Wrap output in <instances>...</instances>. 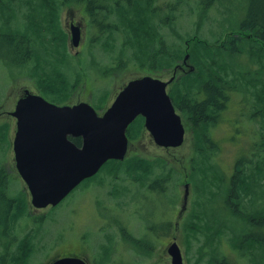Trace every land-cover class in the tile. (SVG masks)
Returning a JSON list of instances; mask_svg holds the SVG:
<instances>
[{
    "label": "rangeland",
    "instance_id": "obj_1",
    "mask_svg": "<svg viewBox=\"0 0 264 264\" xmlns=\"http://www.w3.org/2000/svg\"><path fill=\"white\" fill-rule=\"evenodd\" d=\"M250 3L251 0H219L206 12L197 6L199 0H155L161 35L168 44H176L184 51L172 68L160 71L150 70L147 60L141 63L134 57L135 50L128 45L125 34L118 32L111 41L110 34L102 38L99 24L91 23L82 7H62L59 23L67 35L71 55L63 63H70L64 72L73 82L78 79L76 89L69 91L63 102L42 93L35 76V61L23 63L9 56L0 57V166L7 172L6 195L15 197L19 206L15 214L20 212L11 227L1 206L0 264H13L20 252L26 264H51L69 255H80L90 264H172L167 249L174 240L182 250L184 264H209L210 257L213 264L221 258L230 264H264L263 251L256 249L251 256L242 250L252 242L264 248V187L243 202L233 197L238 204L236 214L228 203L236 164L242 158L253 159L255 166L264 158V114L255 112L258 105L264 110V41L252 36V31L240 29ZM170 4L178 6L176 15L170 12ZM72 24L78 28L79 46L74 45ZM123 45L127 49L121 55ZM187 53H191L194 73L204 83L212 74L208 58H215L216 77H221L219 86L225 87V103H229L221 118L198 124L199 117L178 108L186 127V139L179 148L158 146L145 121L137 119L127 132L129 158L149 162L163 159L165 165L156 167L143 181H135L122 180L123 174L111 178L113 165L109 164L115 160L110 161L59 206L36 211L28 185L17 169L14 150L18 122L14 113L25 91L40 94L54 104L88 102L103 114L133 79L152 76L171 81L174 67L183 64ZM226 74L230 80H224ZM186 76L182 73L170 86L174 102L183 104L185 95L191 101L203 102L205 96L198 88L181 94L182 90L200 85L186 84ZM245 86L250 88L243 90ZM225 95L222 93V99L227 98ZM208 179L214 181L212 185H208ZM157 181L160 187L154 185ZM189 182V203L180 215L184 186ZM3 193L1 186L0 194ZM3 202L1 197L0 205ZM202 211L213 234L204 241L200 235L196 241L188 235L195 225L188 223L192 219L198 222ZM27 240V245L21 246ZM203 242L206 258L200 262L198 250Z\"/></svg>",
    "mask_w": 264,
    "mask_h": 264
},
{
    "label": "trees",
    "instance_id": "obj_2",
    "mask_svg": "<svg viewBox=\"0 0 264 264\" xmlns=\"http://www.w3.org/2000/svg\"><path fill=\"white\" fill-rule=\"evenodd\" d=\"M217 1L219 0H199L197 6H202L207 12ZM154 3L155 0H15L14 4L12 0H8L7 3L0 0V57L9 56L13 59L12 61H23V63L31 60L35 61V76L40 83L42 93L53 95V98L63 102L69 91L76 89L78 79H74L73 82L64 72L69 69L70 63L67 62L65 65L63 63L71 55L67 51V35L61 30L58 14L64 6L77 5L82 7L85 14L91 17V23L99 24L102 32L100 37L105 38L106 34H110L109 39L111 41L116 38V33L121 32L125 34L128 45L135 50L134 57L140 60L141 63L142 60L144 62L147 60L149 62L147 66L150 70L160 71L172 68L184 51L176 44H168L166 38L161 35L160 24L156 22L157 8ZM168 7L170 12L175 13V15L179 10L178 6L174 4H170ZM240 29L250 30L252 36L264 41V0H251L247 18ZM187 44L189 46L190 42ZM125 46L121 47V55L125 54L127 49ZM189 54L191 56V53ZM208 60L212 74L207 77L205 83L201 81L200 76L194 73L195 71L189 72L190 74H185L188 76L183 78V80L188 81L186 84L200 82V85L181 91V94H190L191 90L198 88L200 91L205 92L206 99L199 103L190 97L191 101L187 95L183 98L180 95L184 103L181 105L176 104L179 108L188 111L189 116L199 117L200 119L196 121L198 124L200 121L210 123L211 120L220 119L229 107V103H225L227 99H222L223 88L225 89V87L219 86L221 85V77H216L218 71L216 66L218 65L215 58L209 57ZM59 63L61 66H59ZM230 78L231 76L226 74L224 80H230ZM248 87L245 86L242 89L246 90ZM262 110L261 105H258L255 112L256 114L261 112L263 115L264 110ZM204 129L205 127H203ZM71 139L78 146L82 145L81 138ZM259 155L256 154L255 156L258 157ZM157 160L158 162H149L136 157L126 158L124 161L112 160L114 162L109 164L113 165L111 178L120 177L123 174L124 178H121L122 180L143 181L157 169L156 167H161L167 163L163 159ZM206 163L207 161L204 162L203 166ZM208 182L210 183L208 185H212L214 181L208 179ZM261 182H264V158L263 161L258 160L255 166L253 159L248 161L242 158L236 164V173L232 177L228 198L233 214L238 212V204L233 197L237 202H243V199L247 196L256 194L259 189L263 190L264 183ZM6 184L7 172L5 167L0 166V187L2 186L5 192L0 194V198H4V202L0 205V211H2V206L4 212L9 216L8 225L13 227V219L20 212L15 214L19 206L18 203L14 202L15 197L6 195ZM154 185L160 187L161 183L157 181ZM256 205L257 203L255 207ZM205 215L202 211L201 215L197 217L198 222L193 219L194 222L189 221L188 226L193 223L195 225L188 233L189 238L199 241L201 235L204 241L206 237L209 239L213 234L204 222ZM28 242L29 240L20 245L25 246ZM204 245L205 242L198 250L200 262L206 258ZM262 246L261 243L252 242L249 246L243 247L242 250L253 256L252 253L256 249L264 253ZM22 254L23 252H20L21 256L19 255V259L14 261L13 264H26L22 259ZM209 264H213L211 257ZM217 264L230 263L226 258H221L217 260Z\"/></svg>",
    "mask_w": 264,
    "mask_h": 264
},
{
    "label": "water",
    "instance_id": "obj_3",
    "mask_svg": "<svg viewBox=\"0 0 264 264\" xmlns=\"http://www.w3.org/2000/svg\"><path fill=\"white\" fill-rule=\"evenodd\" d=\"M73 28L74 45L79 46L78 28ZM190 58L187 53L184 63L189 65ZM194 70L192 67L189 72ZM168 85V81L152 76L133 79L103 114L88 102L54 104L26 90L14 113L18 120L14 150L17 169L28 185L36 210L58 206L85 180L97 175L108 161L128 158L127 131L140 116L145 118V127L158 146L181 147L186 131L167 92ZM70 137L81 138L82 145L78 146ZM184 189L180 215L189 203L190 184ZM167 252L172 264H184L176 240ZM51 264L90 263L86 258L68 256Z\"/></svg>",
    "mask_w": 264,
    "mask_h": 264
},
{
    "label": "flooded vegetation",
    "instance_id": "obj_4",
    "mask_svg": "<svg viewBox=\"0 0 264 264\" xmlns=\"http://www.w3.org/2000/svg\"><path fill=\"white\" fill-rule=\"evenodd\" d=\"M72 22L74 21V20H71ZM74 24V23H73ZM72 24V25H73ZM184 67H188V68H192V66H191V64H190V61H189V65L187 64V63H184V60H183V64H180V65H176L175 67H174V69H173V72H174V74H173V77L175 78L173 81L171 80V82L170 81H168L169 82V85H168V87H167V92H168V94L170 95V97H171V99H172V101H173V103H174V105H175V107H176V110H177V113L179 114V112H178V106L176 105V103L174 102V99L172 98V96H171V93L172 92H170V86L173 84V83H176V79H177V77L179 76V75H182V73L185 75V73L186 72H189L190 71V69H189V71L188 70H186ZM177 68V69H176ZM182 72V73H181ZM175 86V85H174ZM174 86H173V88H174ZM224 90V89H223ZM226 91V90H225ZM202 94H204V96H205V99H206V95H205V92H201ZM223 94H224V92H223ZM225 95V94H224ZM226 96V95H225ZM22 97V96H21ZM227 97V96H226ZM204 99V100H205ZM225 99H227L228 100V97L227 98H225ZM180 110H184V109H181V108H179ZM10 113V112H9ZM11 114V113H10ZM181 116V115H180ZM182 117V116H181ZM138 119H142V120H144L145 121V118L144 117H139ZM182 121H183V124H184V120H183V117H182ZM184 127H185V124H184ZM185 129H186V127H185ZM186 131V130H185ZM71 138V137H70ZM130 146H131V144H129V149H130ZM16 164H17V162H16ZM78 256H80V255H78Z\"/></svg>",
    "mask_w": 264,
    "mask_h": 264
},
{
    "label": "bare ground",
    "instance_id": "obj_5",
    "mask_svg": "<svg viewBox=\"0 0 264 264\" xmlns=\"http://www.w3.org/2000/svg\"><path fill=\"white\" fill-rule=\"evenodd\" d=\"M130 10V9H129ZM139 13V12H138ZM139 19V18H138ZM142 19V18H141ZM140 23V22H139ZM142 23V22H141Z\"/></svg>",
    "mask_w": 264,
    "mask_h": 264
}]
</instances>
